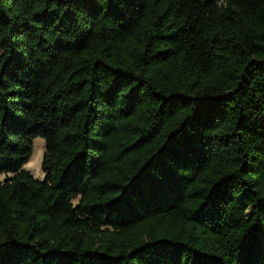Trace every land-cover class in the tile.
Returning a JSON list of instances; mask_svg holds the SVG:
<instances>
[{
  "label": "trees",
  "instance_id": "trees-1",
  "mask_svg": "<svg viewBox=\"0 0 264 264\" xmlns=\"http://www.w3.org/2000/svg\"><path fill=\"white\" fill-rule=\"evenodd\" d=\"M0 174V264H264V0H0Z\"/></svg>",
  "mask_w": 264,
  "mask_h": 264
},
{
  "label": "rangeland",
  "instance_id": "rangeland-1",
  "mask_svg": "<svg viewBox=\"0 0 264 264\" xmlns=\"http://www.w3.org/2000/svg\"><path fill=\"white\" fill-rule=\"evenodd\" d=\"M45 152V142L42 138L37 137L34 140L33 153L24 168L27 169L35 178L43 179L44 173L42 171V159ZM10 175V174H9ZM6 177V174H0V181Z\"/></svg>",
  "mask_w": 264,
  "mask_h": 264
}]
</instances>
